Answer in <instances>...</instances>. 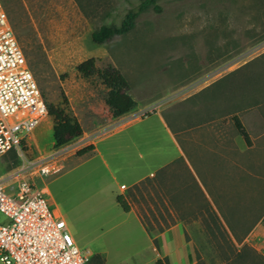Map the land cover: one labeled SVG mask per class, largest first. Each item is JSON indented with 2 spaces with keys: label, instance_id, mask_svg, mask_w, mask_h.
I'll return each mask as SVG.
<instances>
[{
  "label": "rangeland",
  "instance_id": "374dc122",
  "mask_svg": "<svg viewBox=\"0 0 264 264\" xmlns=\"http://www.w3.org/2000/svg\"><path fill=\"white\" fill-rule=\"evenodd\" d=\"M143 1L0 0L47 107L63 106L72 116V108L78 109L86 128L112 116L99 79L109 68L128 82L138 114L152 109L171 125L202 116L224 127L239 117L252 146L247 150L238 136L243 152L236 153V165L227 179L219 170L222 219L217 237L213 231L212 242L197 245L196 264H264V0H155L128 34L104 45L92 42L95 30L118 23ZM90 59L97 73L83 77L77 67ZM83 144L81 137L55 148L48 116L27 135L17 167L9 169L11 153L0 156V179L21 174L48 189L52 209L67 222L78 247L92 252L88 264H154L133 254L109 255L107 261L94 254L109 247L108 233L98 213L75 202L107 188L95 174L97 160L77 156ZM74 159L79 167L71 170ZM42 160L63 170L47 177L30 166ZM226 225L238 242L250 228L248 242L234 244Z\"/></svg>",
  "mask_w": 264,
  "mask_h": 264
},
{
  "label": "crops",
  "instance_id": "0c3cea01",
  "mask_svg": "<svg viewBox=\"0 0 264 264\" xmlns=\"http://www.w3.org/2000/svg\"><path fill=\"white\" fill-rule=\"evenodd\" d=\"M72 112L83 129V148H95L82 158L97 160L95 174L107 188L75 202L98 213L108 233L109 247L94 254L105 261L109 255L133 254L154 264H196L197 245L203 239L212 242L213 231L217 237L222 219L219 170L227 179L236 153L243 152L234 126L202 116L189 125L181 118L171 125L160 112L140 117L132 111L120 118L103 116L86 128L80 111L73 107ZM78 167L74 159L71 170ZM118 197L129 207L128 213L117 203ZM225 228L234 244H244L251 236L248 228L238 242Z\"/></svg>",
  "mask_w": 264,
  "mask_h": 264
},
{
  "label": "built area",
  "instance_id": "2783aa9c",
  "mask_svg": "<svg viewBox=\"0 0 264 264\" xmlns=\"http://www.w3.org/2000/svg\"><path fill=\"white\" fill-rule=\"evenodd\" d=\"M155 113L140 112V117ZM48 117L45 99L0 2V156L20 155L27 135ZM50 161L30 164L47 177L63 168ZM45 188L21 174L0 179V264H88L90 250L76 244ZM264 221V217H263Z\"/></svg>",
  "mask_w": 264,
  "mask_h": 264
},
{
  "label": "trees",
  "instance_id": "16d2710c",
  "mask_svg": "<svg viewBox=\"0 0 264 264\" xmlns=\"http://www.w3.org/2000/svg\"><path fill=\"white\" fill-rule=\"evenodd\" d=\"M155 0H145L138 6L128 11L122 16L118 23L104 24L95 30L91 36V40L96 45H104L111 40L128 34L134 27L138 15L145 10ZM77 71L83 77H91L97 73L95 63L92 59L87 60L77 67ZM101 84L107 89L105 103L109 108L113 118L123 117L132 112L136 106V102L129 94V85L126 79L119 73L118 70L109 68L99 75ZM48 116L53 121V142L55 148H62L72 141L79 139L83 135V129L77 118L72 116L68 109L63 106H49ZM235 131L241 136L247 147L252 146L250 136L247 129L242 124L237 116L231 118ZM94 146H88L77 152L79 158L92 155ZM15 161L9 166V169L17 167L16 154L11 153ZM117 203L126 213L129 212V207L117 198ZM156 264H162V261H157Z\"/></svg>",
  "mask_w": 264,
  "mask_h": 264
},
{
  "label": "bare ground",
  "instance_id": "6f19581e",
  "mask_svg": "<svg viewBox=\"0 0 264 264\" xmlns=\"http://www.w3.org/2000/svg\"><path fill=\"white\" fill-rule=\"evenodd\" d=\"M46 192L49 194V191H48V189H46Z\"/></svg>",
  "mask_w": 264,
  "mask_h": 264
}]
</instances>
